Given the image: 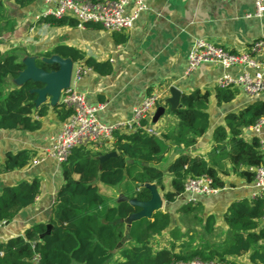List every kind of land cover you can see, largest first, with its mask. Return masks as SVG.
<instances>
[{
	"label": "trees",
	"instance_id": "16d2710c",
	"mask_svg": "<svg viewBox=\"0 0 264 264\" xmlns=\"http://www.w3.org/2000/svg\"><path fill=\"white\" fill-rule=\"evenodd\" d=\"M4 1H11L19 8L32 4V0H0V28L5 21ZM83 1L99 3L106 0ZM38 23L78 27V22L68 17H41ZM85 27L98 28V25L87 24ZM119 41L125 42V37ZM54 56L82 63L100 76L110 75L114 70L109 61H98L67 45H57L52 50L38 53L36 66L46 72L58 71V64L46 61ZM26 68L17 55L4 56L0 52L2 131L34 133L42 128V119L50 110L63 122L72 114L61 98L55 105L50 97L40 103L35 92L43 88L39 82L26 80L7 90L8 80L18 78ZM236 93L237 90L230 87L217 86L215 89L219 105L232 102ZM210 98L209 91L195 90L183 94L180 98L182 107L173 111L178 125L159 136L149 134L145 129L148 121L143 120L134 132L115 131L110 146L75 148L61 164L62 184L49 221L32 225L23 235L0 240V264H178L194 259L244 264L239 261L243 257H247V264H264V194L232 204L223 216L229 232L225 238L218 233L216 217L205 214L201 204L191 202L184 205L179 213L184 217L193 215L201 232L199 242L190 235L188 228L182 232V226L173 227L172 214L168 210L155 212L151 220L134 221L128 229L126 220L139 208L119 199L112 204L101 194L102 186L119 187L130 200L148 201L151 193L140 185L155 184L165 191V200L173 204L184 193L189 178L207 176L214 188L224 189L223 161L237 178L253 183L255 170L264 165V152L261 139L258 136L248 139L245 132L264 118V101H255L239 112L228 114L225 125L217 127L213 133L207 158L187 153L174 159L166 169L160 167L171 149H189L207 132ZM108 152H116L118 156L107 160L100 168L98 157ZM33 156L29 150L7 153L3 161L0 158V174L25 168ZM130 160L133 163H129ZM166 175L171 176V188L167 191ZM41 185V179L35 177L30 181L1 186L0 225L12 222L33 205L40 195ZM48 225H51V231L46 235ZM167 232L164 245L157 244L156 240Z\"/></svg>",
	"mask_w": 264,
	"mask_h": 264
},
{
	"label": "crops",
	"instance_id": "0c3cea01",
	"mask_svg": "<svg viewBox=\"0 0 264 264\" xmlns=\"http://www.w3.org/2000/svg\"><path fill=\"white\" fill-rule=\"evenodd\" d=\"M146 2L148 9L142 12L130 31L109 33L100 26L58 27L38 23L43 14L53 7L47 0H32V4L26 8L4 1L5 21L0 28V52L4 56L17 55L20 61L29 65L35 61L38 53L52 50L57 45H67L82 50L88 57L98 61H109L114 70L107 76L98 75L82 63L72 62L70 88L83 95L91 105L105 106L97 112L96 117L106 125L131 124L134 109L149 95H158L160 106L157 105L147 121L148 127L159 135L178 125L174 109L168 103L172 98V88H176L181 96L195 90L209 91L211 98L207 111L210 124L207 132L189 149H171L160 165L166 169L182 154L207 158L213 133L217 127L225 125L226 116L241 111L255 101H264V93L259 99L252 100L241 89L235 88L237 93L232 102L218 104L215 97L218 81L224 74L239 76L242 72L239 67L225 70L219 65L203 64L191 74H186L188 55L196 40L204 39L234 53H244L254 41L264 38V17L254 16V0ZM123 37L125 42L121 43L119 40ZM22 83L21 75L16 79H9L7 90ZM160 107L165 111L155 121V114ZM42 121V128L34 133L0 130L2 161L9 152L29 150L34 154L32 162L25 168L0 174V187L30 181L35 177L42 182L40 195L34 204L23 210L12 222L0 225L1 241L23 235L26 229L36 223H47L62 184L61 165L48 155V151L52 139L60 132L66 120L61 121L50 110ZM245 134L248 139L258 136L264 152V125L260 132L252 131L248 135L246 131ZM34 160H38V163L35 164ZM221 176L226 187L215 196H197L195 204H201L205 214L216 217L218 233L225 238L229 236V232L223 222L224 214L232 204L245 198H254L258 189L254 182L247 183L233 175L225 161L222 163ZM170 180L171 176L166 175V191L171 188ZM120 195L121 190L119 198ZM183 196L170 204L175 210V215L172 216L173 227L181 226L175 223V219L184 217L179 210L190 203L191 195ZM186 230V227L182 228V232ZM167 236L168 232L156 240L157 244L164 245ZM239 261L247 264V257Z\"/></svg>",
	"mask_w": 264,
	"mask_h": 264
},
{
	"label": "built area",
	"instance_id": "2783aa9c",
	"mask_svg": "<svg viewBox=\"0 0 264 264\" xmlns=\"http://www.w3.org/2000/svg\"><path fill=\"white\" fill-rule=\"evenodd\" d=\"M53 7L42 17H71L78 22L79 27L87 24L100 26L109 33H124L130 31L142 12L148 9L146 0H106L92 3L83 0H47ZM255 13L258 18L264 17V0H254ZM248 17H251L249 15ZM203 64L219 65L225 70L239 67L242 72L234 77L224 74L218 81L222 88H239L252 100H257L264 93V38L254 41L244 53H234L212 42L199 39L194 42L188 55L186 74L194 72ZM62 102L72 110L71 116L63 123L60 132L52 139L48 155L58 164L65 162L72 151L79 146H110L114 141V133L119 129L134 132L147 120L151 112L160 104L158 95H149L135 109L131 124L106 125L98 121L96 114L104 109V105L93 106L86 98L68 88L62 93ZM264 118L249 130L260 132ZM146 131L154 136L159 134L146 126ZM37 164L38 160H34ZM254 184L258 189L255 197L264 194V168L255 170ZM221 189L212 186V180L203 176L189 178L185 183L184 193L191 195L190 203L197 202V196H215ZM178 264H228L223 262H202L194 259Z\"/></svg>",
	"mask_w": 264,
	"mask_h": 264
},
{
	"label": "water",
	"instance_id": "95a60500",
	"mask_svg": "<svg viewBox=\"0 0 264 264\" xmlns=\"http://www.w3.org/2000/svg\"><path fill=\"white\" fill-rule=\"evenodd\" d=\"M48 63H56L59 65L58 71L46 72L43 69L36 66L35 61L27 65L24 72L21 73L23 82L26 80H33L43 84V88L35 90L39 96L40 103H44L47 97L51 98V103L53 105L57 104L62 96V93L70 87L72 67L73 63L69 59H62L58 56L46 60ZM172 98L169 100V104L175 110L182 107L180 103L181 94L176 88L171 89ZM165 109L163 107L158 108L154 120L157 121L158 118L164 113ZM248 135L251 131H247ZM116 152H108L104 155L98 157L99 167L102 168L104 163L114 157H117ZM129 163H133L132 160ZM147 166V164H143ZM141 187L148 189L151 193V199L148 201H138L136 199L130 200L128 197L121 195L119 201H126L131 206L139 208V211L132 214L127 220V228L130 229L134 221L140 219H152V216L157 211H163L164 207L170 205L169 202H164L160 189L155 184H141ZM184 196L180 194L178 199H182ZM51 225H48L46 235L50 234Z\"/></svg>",
	"mask_w": 264,
	"mask_h": 264
},
{
	"label": "rangeland",
	"instance_id": "374dc122",
	"mask_svg": "<svg viewBox=\"0 0 264 264\" xmlns=\"http://www.w3.org/2000/svg\"><path fill=\"white\" fill-rule=\"evenodd\" d=\"M119 192H120L119 187L102 186V190H101V194L106 196L111 201L112 204L118 200ZM161 194H162V198H163L164 202H166L165 197H164L165 191L161 190ZM167 207H168V210L171 212L172 216L175 215V212H174L175 210L170 205ZM167 207H164L162 210L166 211ZM192 216L193 215L191 214L187 217H182L181 219H175V223L180 224L182 227L188 228V232L190 233V235H193L194 238H197L198 242H199L200 238H201V232L199 231V229H198L199 226L194 222Z\"/></svg>",
	"mask_w": 264,
	"mask_h": 264
}]
</instances>
